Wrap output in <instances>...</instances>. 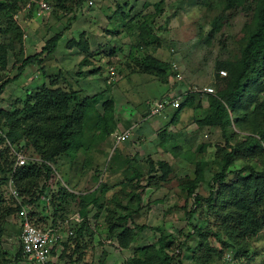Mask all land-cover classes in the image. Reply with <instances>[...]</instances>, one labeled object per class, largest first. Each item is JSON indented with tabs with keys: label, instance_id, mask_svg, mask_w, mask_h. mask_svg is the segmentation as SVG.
<instances>
[{
	"label": "rangeland",
	"instance_id": "obj_1",
	"mask_svg": "<svg viewBox=\"0 0 264 264\" xmlns=\"http://www.w3.org/2000/svg\"><path fill=\"white\" fill-rule=\"evenodd\" d=\"M226 1L81 0L77 6L76 0H63L62 8L54 7L51 1V10L46 17L33 20L22 11L14 17L15 24L26 39L33 34L34 44L30 50L23 48V41L26 40L23 37L19 43L10 32H0V44L8 48L6 68L0 71V83L16 75L23 56L35 55L48 37L60 33L53 53L57 56L56 60L52 56H41L40 64L25 66L16 80L0 90V109L11 112L21 107L26 94L39 89L42 84L47 85L54 76L59 77L57 69L63 74L54 83L55 87L64 91L83 89L84 84L77 85L70 72L76 65L71 67L73 63H66L63 66L60 55L64 50L77 51L76 46L66 48L70 39L80 44L83 42L84 39L79 37L83 30L79 21L94 25L84 33L92 36L94 46L99 45L97 59L91 61V65H101L99 73L102 74L91 80L104 88L100 101L94 108H88L81 118L85 129L79 133V145L75 152L56 158L55 163L50 165L51 173L47 179L44 180V173L41 172L36 182L38 188L42 183L46 185L44 192L48 195V203L38 204L37 201L33 208L38 217H43L46 227L52 219L60 224L63 217L78 214L81 198L98 195L100 210L92 205L85 208L88 227L82 231L79 241L85 245L86 252L79 256L81 250L78 247L73 253L74 232L66 241L68 246L59 251L63 264H122L124 257L115 240L106 237L102 216L106 209L112 207L108 203L112 198L124 203L128 197L139 194L144 199L148 187L155 189L149 196L152 198H146L141 205L149 207H142L138 214L139 226L143 229L137 231V245H150L162 235L172 241L169 251H177L179 264H193L190 251L199 259L204 256L203 250H207L196 248L197 242L202 239L211 248L207 256L211 264H264L262 229L252 236L242 235L233 208L235 200L256 199L257 213H264V178L254 180L252 177L264 172V139L259 137V134H264V52L257 57L260 65L241 81L244 88L239 101L234 104L233 113L226 110L228 123L223 130L217 126L202 125L204 117L210 115L206 95H195L191 105L178 112L174 122H170L176 112L168 104L172 97L176 96L181 102L188 89L211 88L210 95L213 96L225 88L230 72L222 66L227 63L226 67H230L241 59L243 48L250 43V36L257 30L251 19L256 0H246V6L241 10L227 7ZM140 26L146 29L141 42L138 38ZM45 27L48 29L44 32ZM137 45L144 48L139 49ZM263 45L264 19L249 48L254 51ZM144 55L165 64L160 69L161 74L154 71L141 74L138 71L140 58ZM40 67L43 69L40 70ZM108 68L112 70L110 76H107ZM220 69L226 76L218 74ZM42 71H45L44 74ZM176 75L181 76L180 82L176 81ZM216 76L223 79L219 80ZM101 77L107 83L106 88ZM86 94L85 90L79 91L78 99L94 96ZM158 101L164 103L163 109L159 114H150L156 109ZM104 102L111 103V120L106 122L109 134L95 127L102 116ZM18 119V115H13L12 120L18 121L16 131L21 134L28 127ZM1 124L0 140L8 129L7 125ZM126 130L129 132L128 139L114 145L113 134ZM28 140L30 137L25 136L14 145L0 141V167L4 171L0 172L1 242L6 253L3 264L20 263L13 259L17 249V224L12 209L14 201L8 197L3 179L8 155L14 148L28 163H38L39 157L29 147ZM252 141L258 145L251 148ZM121 150L131 152L133 160L125 162L119 158L117 155L123 152ZM230 152L228 165L223 167L225 155ZM159 161L170 167V172H166L169 175L166 176L165 186L157 181L146 186L150 182L146 171L151 167L157 171L155 163ZM116 165L121 168L115 172ZM126 165L128 171L134 169L140 174L137 186L132 185L133 181H127L131 172L124 170ZM195 168L201 171L202 181L194 188L193 194L199 199V204L193 207L192 200L185 201L182 187L193 179ZM217 174L223 177L221 184L214 182ZM152 177L157 180L160 172H155ZM60 187H64L69 195L58 192ZM159 204L161 207H158ZM98 210L101 217L94 218ZM117 211L120 212L119 209ZM6 212L9 215L3 217ZM81 259L83 263L78 262Z\"/></svg>",
	"mask_w": 264,
	"mask_h": 264
},
{
	"label": "trees",
	"instance_id": "obj_2",
	"mask_svg": "<svg viewBox=\"0 0 264 264\" xmlns=\"http://www.w3.org/2000/svg\"><path fill=\"white\" fill-rule=\"evenodd\" d=\"M29 0H0V32L5 31L10 32L16 37V40L21 43L22 31L15 24L14 17L23 11L25 5L28 3ZM51 1L53 2V6L56 5L60 8L63 0H49L50 6ZM81 0H76L75 5H79ZM156 6V5H155ZM227 7H235L237 10L244 9L246 6V0H227L226 1ZM251 19L254 25V29L256 30L250 36V43L253 39L257 36V33L263 26V19H264V0H256L254 3V7L252 9ZM160 11H156L155 13H159ZM32 13L31 11H27L24 15L29 16ZM47 13L43 14L46 15ZM123 19V18H122ZM124 20V19H123ZM125 21V20H124ZM130 21V20H129ZM128 21V22H129ZM146 34V29L142 26L139 27V36L140 42L143 40L144 35ZM59 35L55 34L48 38L44 45L42 46L41 50L36 53L35 55H30L25 58H21L20 62L16 68V75L11 77L10 79H4L0 83V90L4 88V86L8 85L10 82L16 80L18 76L21 74L23 68L27 65H32L40 62V57L52 56L56 42L59 39ZM80 37V36H79ZM84 39V35H81ZM250 43L248 42L247 45L242 50L241 59L230 67H226L227 63H225V69L230 72L229 80L226 83L224 89L218 91L215 95H206L207 97V109L210 112V115L204 117L202 121V125L204 126H217L219 129L223 130L228 123L227 120V112L226 110L229 109L231 113L234 111V104L239 101L241 96L242 89L244 88L241 84V81L246 77L248 73L251 71L254 72L256 70V66L260 65L258 62L257 57L264 52V45L261 47H257L254 51H251ZM141 44V43H140ZM66 48L70 49L73 46L78 48V51L86 54L82 60L78 63V68L88 66L91 64L93 59L94 53H86L87 51V42L85 39L80 44L78 41L69 40L66 43ZM137 48L141 49L144 48L141 45H137ZM8 51V48L4 44H0V71H4L6 68V59L5 54ZM167 65V64H166ZM165 64L158 61L153 57L148 55H144L140 58V67L138 71L142 73H147L154 71L156 73H160V69L164 67ZM43 68L40 67V70ZM97 69H93L92 71L98 72ZM58 75L54 76V78L48 82L47 85L42 84L39 89H33V92L26 94V99L22 103L21 107L17 110H13L11 112H5L0 109V117H3L1 125H7L8 129L3 134V141L7 142L9 145H14L19 139L29 136V147L32 149L33 153L38 156V163H26L23 167L16 170L13 174L11 173V168L13 165V155L12 152L20 153V151L14 148V151L9 153V162L7 163V170L5 172V177L3 179V183L6 184L11 177L12 183L16 191L18 192L19 197L26 198L27 200L22 201V204L29 205L32 207V223L39 229H46L50 228L51 230L63 231V232H71V235H65L63 240L60 241L59 244H62V250H64L68 245H66V241L70 239L72 234L75 232V241H74V248L73 253H76L77 248L81 250L79 252V256L83 254L85 245H81L79 238L82 236V231L87 230L88 223H87V212L85 213L86 206L92 205V207H96V209L100 210V206H97V194L88 195L87 197L81 198L80 208L78 211L79 222L78 224L70 222L67 224V227L63 225L64 220H67L69 217H63L62 220L60 219V224L58 221L54 219L50 220L47 227L45 226L43 217H38L37 213L34 212L33 208L36 207V202L38 201L39 196L47 194L44 192L46 190V185L42 183L41 186L38 188L36 185L37 179L41 176V172L44 173V180L47 179V176L51 173V164L55 163V159L61 155L71 154L75 152L78 148V138L79 133L85 129V126L82 125L81 118L86 113L88 108H94V105L100 101V94L94 95L91 98H87L83 96L82 99H78V90L68 89L64 91L61 88L55 87L54 84L57 79L63 74L60 69H57ZM218 71H221L218 70ZM42 71V74H44ZM251 72V73H252ZM62 73V74H61ZM161 74V73H160ZM226 76V73H225ZM219 80H222V77L216 76ZM106 83V81H105ZM195 97L194 94L191 93H184V99L179 102L178 107L176 108V112L173 114L170 122H174L177 118L178 112L182 109L187 108L191 105L192 99ZM172 100H170L171 102ZM70 103H72V110L69 111ZM162 103V102H161ZM111 103L104 102L102 103V116L98 118V124L95 126L96 128H102L105 130L106 134L110 133V130H106V122L111 120ZM108 106V107H107ZM156 108V107H155ZM13 115L19 116L20 123H23L24 126H27L28 129L23 131V133H17L18 121H13ZM43 124L44 126H40ZM45 124L46 127H45ZM21 125V126H23ZM28 134H27V133ZM259 137L264 139V134H259ZM0 140V141H2ZM258 143L252 141L249 146L254 147L257 146ZM248 146V147H249ZM21 154V153H20ZM231 156V152L225 155V162L223 167L228 165V158ZM1 159V155H0ZM114 161L116 160V156L113 158ZM4 162V163H3ZM37 162V160H36ZM113 162V161H112ZM5 164V161H2ZM122 163V162H121ZM157 171L152 169H148L146 173L150 176V182L146 184H153L159 182L162 184L166 181V172H170V167L167 163L163 161H159L155 163ZM1 166V165H0ZM117 166V165H116ZM121 168L119 165L115 167L118 171ZM3 169L0 167V172ZM124 170L127 172H131L129 176H127V181L132 182L133 186H137V183L141 178L140 174L134 171V169H129L126 165ZM124 172V171H123ZM155 172H160V177L155 180L152 177ZM153 174V175H152ZM124 177V173H123ZM132 177V179H131ZM253 179H262L264 178V172L253 174ZM126 179V177H125ZM202 181V173L198 168H195L194 177L192 180L188 181L182 190H184V197L185 201L192 200L191 205L195 207V205L199 204V199L196 195L193 194L195 186ZM45 182V181H43ZM148 182V180H147ZM214 182L221 184L223 182V177L220 174L215 175ZM144 187V186H143ZM60 187L58 190L61 191L63 194H68L65 192V188ZM142 189V188H141ZM140 189V190H141ZM212 189V188H211ZM102 188L100 189V191ZM69 195V194H68ZM140 196L139 194H135L131 197H128L124 203L119 202V200L112 198V200L108 201L111 203L112 207L107 211L104 212V216L102 222L104 223V228L106 232L107 238H113L117 243L119 248H126L128 244L132 240V233L131 230L126 228V220L129 219L131 221L134 215L140 213L143 209L142 207L148 208L149 205L141 206L140 204ZM52 197V195H51ZM130 200V201H129ZM255 201H243V200H235L233 203L234 211L237 215V227L242 233V235L252 236L260 231L264 227V213L260 212L257 213L258 209V200L254 199ZM52 201V200H51ZM153 202V201H152ZM159 202V201H158ZM156 202V203H158ZM14 203V202H13ZM154 203V202H153ZM39 204V202H38ZM142 208V209H141ZM13 218L15 212L18 210L17 204H13ZM117 209L120 210L118 213ZM93 216L94 218L99 217L98 213ZM9 215L8 212L4 213V216ZM61 218V217H60ZM132 222V221H131ZM73 223V225H72ZM191 226V225H190ZM138 229H143V227H137ZM193 228V227H191ZM18 227H17V239H18ZM2 228H1V220H0V264L5 263L6 253L2 249ZM206 240V239H205ZM64 241V243H63ZM172 241L167 237L160 235L154 243L144 246L141 248H137L133 251L131 257L127 259L124 264H174V260L177 258V251H169L171 248ZM80 245V246H79ZM205 248L207 250H203L204 256L197 259V255L190 251L191 259L193 264H211L210 257H207L211 252V248L207 245L205 241L202 242V239L197 242L196 248ZM54 248V247H53ZM53 248L51 249V255L53 253ZM176 252V253H175ZM13 259H17V262H21L20 258V249L17 245V249L13 254ZM193 255V256H192ZM83 259V257H82ZM82 259L78 262H82ZM76 262V261H74ZM83 263V262H82ZM179 264L178 260L176 259V264ZM56 264L58 262L56 261Z\"/></svg>",
	"mask_w": 264,
	"mask_h": 264
},
{
	"label": "built area",
	"instance_id": "obj_3",
	"mask_svg": "<svg viewBox=\"0 0 264 264\" xmlns=\"http://www.w3.org/2000/svg\"><path fill=\"white\" fill-rule=\"evenodd\" d=\"M91 5V3H88ZM51 6L49 0H29L25 5L23 11H31L35 16H41L45 13H49ZM111 70H109V74ZM220 76H224V71H218ZM111 75V74H110ZM176 80H180L179 75H176ZM198 92V94H211V88H203ZM173 109L178 107L179 101L172 100L168 103ZM160 106L158 105V108ZM114 145L124 142L129 137V132L124 131L122 133L113 134ZM13 155V165L11 168V173L13 174L16 170L26 165V158L20 153L12 152ZM6 192L8 197H10L15 204L18 206V210L15 212L14 219L16 220L18 226V246L20 249V258L22 261L29 264H56L55 258L51 255V249L57 245L64 238L65 235H71V232H61L57 230H51L50 228L39 229L32 223V207L29 205L22 204V201H26V198H21L18 192L13 186L11 177L6 184ZM48 203L47 196H39L38 202ZM72 221L78 223V216L75 215L63 222V225L67 227V224ZM264 235V227L261 230ZM227 259V258H226Z\"/></svg>",
	"mask_w": 264,
	"mask_h": 264
},
{
	"label": "crops",
	"instance_id": "obj_4",
	"mask_svg": "<svg viewBox=\"0 0 264 264\" xmlns=\"http://www.w3.org/2000/svg\"><path fill=\"white\" fill-rule=\"evenodd\" d=\"M29 16L30 17H32V19L33 20H37V19H40L41 17H46L47 15H41V16H35L33 13H30L29 14ZM78 20H80V18L78 19ZM78 20H76L75 22H78ZM81 22V23H80ZM79 25H80V28H82L83 30L81 31V33L79 34V36H81V35H84V39H85V37H87V40L85 39V41L87 42V51H86V53H88V54H90V53H94V54H96V52H97V49H98V47L97 46H99V45H96L95 44V46H94V39H92V36L91 35H87L86 33H84V32H89L91 29H92V27L94 26V25H90V24H85V21L84 20H82V21H79ZM71 27V26H70ZM48 29V27H45L44 28V32H45V30H47ZM70 29V28H69ZM22 37H23V39H26V37L25 36H23L22 35ZM34 37H33V34H32V36L30 35L29 37H28V39H26L25 41H23V45H24V47L23 48H26V49H31V46L34 44V39H33ZM49 38V37H48ZM71 40V39H70ZM73 41H75V40H73ZM75 42H77V41H75ZM29 46V47H28ZM42 48V47H41ZM23 52H25V51H23ZM38 53V52H37ZM54 53V52H53ZM36 54V53H35ZM86 54H83V53H81V52H79L78 51V48H77V51H65L64 50V52L60 55V57H61V60L64 62L62 65L64 66V64H66V63H73L72 65H71V67L72 66H74V65H76V67H75V69L74 70H72L71 69V75L74 77V79H75V82H76V84L78 85V84H84L83 85V89L82 90H85V91H87V94L86 95H97V94H101V92L104 90V88H103V86H101V85H99V83L96 81H94V80H91V79H94V77H96V76H98V74L100 75V74H102V73H99V71L101 70V65L100 66H97V67H93L91 64H88V66H85V67H81V68H78L77 67V64L82 60V58L85 56ZM28 56H30V55H28ZM25 57H27V56H23L22 58H25ZM42 57H40V59H41ZM51 58H55V60H56V58H57V56H54V54H52V57ZM97 59V57H96V55H94V57H93V59ZM58 60V59H57ZM72 61V62H71ZM74 61V62H73ZM94 61H96V60H94ZM56 62H58V61H56ZM59 63V62H58ZM98 63V62H97ZM38 64H40V63H38ZM55 64V63H54ZM59 65V64H58ZM99 65V64H98ZM28 66V65H27ZM99 69L98 70V72H93L92 70L93 69ZM24 69V68H23ZM63 69V68H62ZM109 69L110 68H108V69H106V71H107V76L109 75L110 76V74H109ZM111 70V69H110ZM105 71V72H106ZM112 71V70H111ZM101 72V71H100ZM104 74V73H103ZM112 75V74H111ZM76 76H78V77H76ZM180 77V80H179V82L181 81V76H179ZM89 78V79H88ZM102 78V80L104 79V77H101ZM86 79H88L87 81H86ZM91 80V81H90ZM177 81V80H176ZM103 82H104V87L106 88V84L107 83H105V81L103 80ZM25 86H26V84H25ZM26 87H28V86H26ZM94 88V89H93ZM93 89V92L91 91ZM203 89V88H202ZM82 90H80L79 89V91H82ZM199 90H201V89H188L187 91H185V92H187V93H191V94H194V95H197L198 94V92H195V91H199ZM94 91H96V93L94 92ZM199 95H210V94H205V93H203V94H199ZM171 100H177L176 99V96H174V97H172L171 98ZM178 101V100H177ZM166 103V102H165ZM164 103L162 102L161 103V101H158L157 102V105H156V109L155 110H153V111H150V114H155V113H157V114H159L160 113V110H162L163 109V107H164V105H163ZM158 105L160 106L159 108H158ZM170 107V106H169ZM171 108V107H170ZM173 111H175L176 109H173V108H171ZM156 115V114H155ZM127 131V130H126ZM118 145V144H117ZM121 151H123V150H121ZM119 158H123L124 159V161L125 162H130V161H132L133 160V158L131 157L132 156V153L131 152H129V151H123V152H120V154L119 155H117ZM134 156H136L135 154H134ZM131 158V159H130ZM114 171L116 172L117 170L115 169V167H114ZM162 186H165V183H162ZM110 189V188H109ZM155 188H146L145 190H146V197L143 199V197H141L140 198V205H142V202H145V201H143V200H146V198H152V196L151 197H149L151 194H153L152 193V191L154 190ZM148 190V191H147ZM43 196H45V194H43ZM48 196V195H47ZM151 201H152V199H150ZM159 203V202H158ZM157 203V204H158ZM39 204H40V201H39ZM156 204V205H157ZM158 207H161V204H159V206ZM138 214H139V212H138ZM138 214L136 215H134V217H132V219H131V221L129 220V219H127L126 220V225H125V227L126 228H128V229H130L131 230V233H132V240H131V242L128 244V246L126 247V248H118L119 250H120V254L124 257V258H122V264H124V262H126L127 261V259H129L130 257H131V255H132V253H133V251L135 250V249H137V248H141V247H144V246H148V245H137L136 244V237H137V231H139V230H141V229H138L137 227H140L139 226V222H138V219H140V217L138 216ZM75 215H77L78 216V214H75ZM75 215H73V216H71V217H74ZM172 216H173V212H172V214H171ZM71 217H69V218H71ZM101 216H99V218H100ZM68 218V219H69ZM78 219H79V216H78ZM94 219V218H93ZM102 219H103V216H102ZM65 221V220H64ZM70 222H72V221H70ZM69 222V223H70ZM15 223H16V220H15ZM74 223V222H73ZM17 224V223H16ZM76 224H78V223H76ZM18 227V226H17ZM95 236V235H94ZM17 239V238H16ZM61 240H63V238L61 239ZM16 243H17V245H18V239H17V241H16ZM60 243V242H59ZM59 243H57V245L53 248V253H52V256L55 258V260L58 262V264H63V262L61 261V255H60V249H62V248H60V245H59ZM55 252H57V254L55 255ZM86 252V251H85ZM83 262V261H82ZM21 264H23V263H26V262H24V261H22L21 260V262H20ZM20 263H18V264H20ZM26 264H29V263H26Z\"/></svg>",
	"mask_w": 264,
	"mask_h": 264
}]
</instances>
